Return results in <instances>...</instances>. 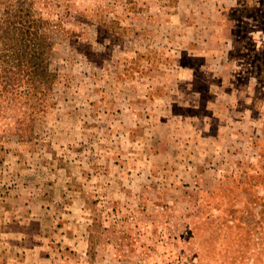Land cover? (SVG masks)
<instances>
[{"label":"rangeland","instance_id":"1","mask_svg":"<svg viewBox=\"0 0 264 264\" xmlns=\"http://www.w3.org/2000/svg\"><path fill=\"white\" fill-rule=\"evenodd\" d=\"M0 83V264H264V0H0Z\"/></svg>","mask_w":264,"mask_h":264},{"label":"trees","instance_id":"2","mask_svg":"<svg viewBox=\"0 0 264 264\" xmlns=\"http://www.w3.org/2000/svg\"><path fill=\"white\" fill-rule=\"evenodd\" d=\"M16 29L18 28H15V30ZM19 31L24 34V29L20 28ZM30 34L31 33L28 35ZM42 52V48H35V44L31 42V39L27 38H24V43L21 44V48L17 49V65L21 64L22 62L24 66L26 65V67L23 69V75H20L18 78L19 81H23V84L27 86H33V84H35V82H37L38 79L45 73V59L42 57ZM5 85V83H0L2 90L5 89ZM20 127L23 129L22 126ZM16 129L19 130V127H16Z\"/></svg>","mask_w":264,"mask_h":264}]
</instances>
